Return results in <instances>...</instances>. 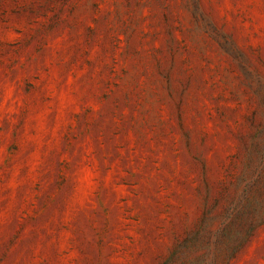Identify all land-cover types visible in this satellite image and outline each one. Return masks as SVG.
I'll return each mask as SVG.
<instances>
[{
    "label": "rangeland",
    "instance_id": "obj_1",
    "mask_svg": "<svg viewBox=\"0 0 264 264\" xmlns=\"http://www.w3.org/2000/svg\"><path fill=\"white\" fill-rule=\"evenodd\" d=\"M0 264H264V0H0Z\"/></svg>",
    "mask_w": 264,
    "mask_h": 264
}]
</instances>
